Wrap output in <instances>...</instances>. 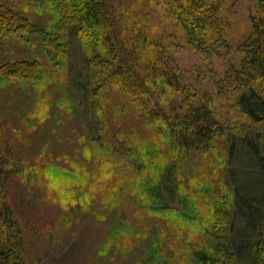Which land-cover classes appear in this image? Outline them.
<instances>
[{
    "label": "rangeland",
    "instance_id": "374dc122",
    "mask_svg": "<svg viewBox=\"0 0 264 264\" xmlns=\"http://www.w3.org/2000/svg\"><path fill=\"white\" fill-rule=\"evenodd\" d=\"M163 2L108 0L114 32L79 35L53 0H0L28 22L7 17L0 65L37 64L29 80L0 74V246L20 244V264H206L244 234L232 172L249 146L264 166V120L222 86L256 0H211L223 34L215 54L190 47ZM202 102L214 133L185 120L183 108ZM260 200L251 226L264 229Z\"/></svg>",
    "mask_w": 264,
    "mask_h": 264
},
{
    "label": "trees",
    "instance_id": "16d2710c",
    "mask_svg": "<svg viewBox=\"0 0 264 264\" xmlns=\"http://www.w3.org/2000/svg\"><path fill=\"white\" fill-rule=\"evenodd\" d=\"M53 1L61 8L60 17L62 21L66 25L74 27L76 32L78 30L79 35L83 28L89 29L95 25L105 31H108L111 27L113 31V20L110 19L111 12L108 8V0ZM163 1L166 11H168L174 20L178 21L183 30L186 43L199 52L215 54V44L219 38H222L223 34L217 15V7L212 4L211 0ZM9 9L12 10L11 8ZM10 10L0 11V33L4 35L14 32V23H11L7 17H11L12 19L15 17V20L18 19L17 21L23 24L28 23L26 19L16 18V15ZM250 23V34L244 43L242 51L239 52L236 58H232L235 61L226 69L224 73L226 83L222 88L225 87L227 89L230 87L233 93H237V98L235 99L237 106H240L252 122L259 123L264 120L258 114L260 108L264 109V96L262 95V90H260L261 86H264V0H256V7L250 17ZM109 49H113L112 43L109 44ZM36 66V63H30L29 65L25 62L1 64L0 74L11 79L29 80L35 76ZM166 84L170 85L168 81L164 82V86ZM129 92L132 93L131 88ZM255 98L260 99L259 105L253 102ZM202 103L203 105L200 103L197 108H193L194 106L189 107V104L183 108L182 105V108L188 113L185 120L187 121V125L190 123V125L195 127L194 130H197L195 132H199L197 134L214 133L218 123L214 122L210 112L206 110L207 105L204 102ZM152 116L153 114H150V117ZM171 137L174 140H171L169 143H173L179 147L180 144L178 143H180V140L175 135H171ZM189 150L198 153L197 147ZM243 153L239 156L237 155L239 167L236 171L232 172V179L236 186V203L241 210L247 212L248 225L241 229L244 230L241 232H244V234L236 235L232 233L231 240L228 237L226 238L223 244L224 256H216L218 259H209L206 261V264H264L263 226L260 225L261 222L255 224L254 227L251 226L254 218L261 214L256 208L252 207V204L260 205V199L264 196L262 194L264 188V166L257 158L258 151L256 147L249 146L243 150ZM167 195L170 197V195L173 196L174 194L167 193ZM7 224L9 223H6L4 220L3 225L7 227ZM15 224L16 222H12L9 226L10 229L16 230L15 236H18L17 232L19 229L16 228ZM253 233H256V239L250 242ZM8 239L10 240L11 238ZM13 239L16 240L15 237ZM241 241H243L242 244ZM10 244L13 245L10 251L6 250L4 246H0V264H4L9 259H12L15 264H20L18 257L21 256L20 244L17 245L16 242L15 244L14 242ZM240 244L239 248L238 245ZM234 249H236L237 254ZM243 250H245V253ZM241 251H243L242 255ZM11 255L15 256L11 257Z\"/></svg>",
    "mask_w": 264,
    "mask_h": 264
}]
</instances>
